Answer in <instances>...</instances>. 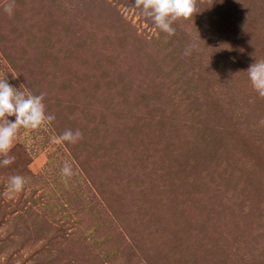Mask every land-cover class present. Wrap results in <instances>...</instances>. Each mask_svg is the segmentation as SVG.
Returning <instances> with one entry per match:
<instances>
[{"label": "rangeland", "instance_id": "374dc122", "mask_svg": "<svg viewBox=\"0 0 264 264\" xmlns=\"http://www.w3.org/2000/svg\"><path fill=\"white\" fill-rule=\"evenodd\" d=\"M195 3L169 36L138 0H0V79L55 115L0 166V264H264V97L245 72L264 0ZM68 129L82 138L52 141Z\"/></svg>", "mask_w": 264, "mask_h": 264}, {"label": "clouds", "instance_id": "9594fccd", "mask_svg": "<svg viewBox=\"0 0 264 264\" xmlns=\"http://www.w3.org/2000/svg\"><path fill=\"white\" fill-rule=\"evenodd\" d=\"M142 14L149 17L154 25L169 36L175 34L174 22L189 19L197 13L195 0H138ZM186 49L185 54H188ZM247 72L253 89L264 97V59L255 60ZM45 94L33 95L17 90L7 79H0V166L13 164L16 156L10 154L21 128L36 130L55 119L54 114L46 112ZM14 116V120L8 118ZM82 138L80 130H65L59 136L52 137L53 142L76 143ZM65 177L72 176L71 164L65 162L61 168ZM27 184V178L20 174L8 177L4 195L11 199L21 193Z\"/></svg>", "mask_w": 264, "mask_h": 264}]
</instances>
